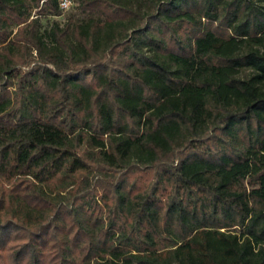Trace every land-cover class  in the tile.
Instances as JSON below:
<instances>
[{
    "label": "trees",
    "instance_id": "1",
    "mask_svg": "<svg viewBox=\"0 0 264 264\" xmlns=\"http://www.w3.org/2000/svg\"><path fill=\"white\" fill-rule=\"evenodd\" d=\"M63 1L0 0V264H264V0Z\"/></svg>",
    "mask_w": 264,
    "mask_h": 264
},
{
    "label": "rangeland",
    "instance_id": "2",
    "mask_svg": "<svg viewBox=\"0 0 264 264\" xmlns=\"http://www.w3.org/2000/svg\"><path fill=\"white\" fill-rule=\"evenodd\" d=\"M77 4L78 3L72 2V5L70 4L68 8H65L62 14L57 18L58 21L65 23L71 17L75 20H82L85 18V15L77 8ZM44 23H48L46 19H44ZM247 74L248 72L244 71L241 73V76H246Z\"/></svg>",
    "mask_w": 264,
    "mask_h": 264
},
{
    "label": "built area",
    "instance_id": "3",
    "mask_svg": "<svg viewBox=\"0 0 264 264\" xmlns=\"http://www.w3.org/2000/svg\"><path fill=\"white\" fill-rule=\"evenodd\" d=\"M69 5H70V2H69L68 0H64V1L62 2V7H63V9L68 8Z\"/></svg>",
    "mask_w": 264,
    "mask_h": 264
}]
</instances>
